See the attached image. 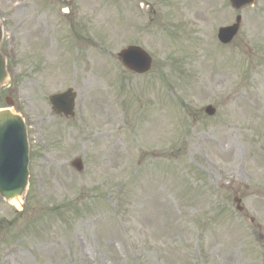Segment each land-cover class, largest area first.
<instances>
[{
    "label": "rangeland",
    "instance_id": "obj_1",
    "mask_svg": "<svg viewBox=\"0 0 264 264\" xmlns=\"http://www.w3.org/2000/svg\"><path fill=\"white\" fill-rule=\"evenodd\" d=\"M0 23V108L30 145L28 190L0 196V264H264V0H0ZM129 46L148 73L120 62ZM69 90L73 118L50 101Z\"/></svg>",
    "mask_w": 264,
    "mask_h": 264
},
{
    "label": "water",
    "instance_id": "obj_2",
    "mask_svg": "<svg viewBox=\"0 0 264 264\" xmlns=\"http://www.w3.org/2000/svg\"><path fill=\"white\" fill-rule=\"evenodd\" d=\"M232 6L240 10L246 6H252L255 0H231ZM242 18H237L234 26L222 28L218 38L222 44H230L240 30ZM3 38V27L0 24V44ZM1 46V45H0ZM120 60L125 67L139 74H144L151 69L152 58L139 47H129L123 50ZM8 79L6 61L0 50V87ZM76 94L69 90L67 93L53 96L52 104L57 113L66 116H74ZM8 104L13 107L12 102ZM206 113L210 116L216 114V109L208 107ZM72 166L78 171L84 170L83 162L77 159ZM29 145L27 130L21 116L12 110L0 112V195L3 198L13 200L20 198L28 186L29 179ZM242 210V208H239Z\"/></svg>",
    "mask_w": 264,
    "mask_h": 264
},
{
    "label": "bare ground",
    "instance_id": "obj_3",
    "mask_svg": "<svg viewBox=\"0 0 264 264\" xmlns=\"http://www.w3.org/2000/svg\"><path fill=\"white\" fill-rule=\"evenodd\" d=\"M195 12L196 11H194V10H191L190 11V13H192V14H194ZM50 50H53V47L52 46L49 48L48 51H50ZM103 89L101 90V92H103L102 98L105 99V100H107V101H109V98L107 96V93L105 92V90L103 91ZM109 112L112 114V117H113L112 126H114L117 123L116 112H115V110L112 107H109ZM113 147L122 156H127L128 157V156H131L132 155V152L127 149V147L123 144V141L121 139L115 140L114 141V144H113ZM238 163L239 162H237V164H234L232 166V168H231L232 171L233 170H236V167H238ZM231 170H230V172H231ZM225 176H226V173H225L224 177ZM18 200H19V198L15 199L14 201H18Z\"/></svg>",
    "mask_w": 264,
    "mask_h": 264
}]
</instances>
